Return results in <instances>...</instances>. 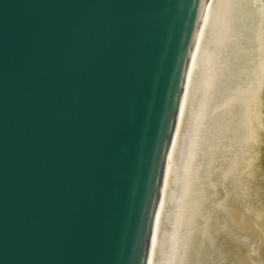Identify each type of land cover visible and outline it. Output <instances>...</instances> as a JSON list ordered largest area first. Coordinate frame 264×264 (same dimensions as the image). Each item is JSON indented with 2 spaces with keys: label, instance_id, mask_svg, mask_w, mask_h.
<instances>
[{
  "label": "water",
  "instance_id": "95a60500",
  "mask_svg": "<svg viewBox=\"0 0 264 264\" xmlns=\"http://www.w3.org/2000/svg\"><path fill=\"white\" fill-rule=\"evenodd\" d=\"M207 2L0 0V264H147ZM237 146L197 264H264L263 0Z\"/></svg>",
  "mask_w": 264,
  "mask_h": 264
},
{
  "label": "bare ground",
  "instance_id": "6f19581e",
  "mask_svg": "<svg viewBox=\"0 0 264 264\" xmlns=\"http://www.w3.org/2000/svg\"><path fill=\"white\" fill-rule=\"evenodd\" d=\"M256 8L257 0H210L206 5L168 154L148 264H195L192 253L199 248L225 174L241 166L237 142L243 137ZM224 71L230 81L221 77ZM224 147L231 150L221 161L218 153Z\"/></svg>",
  "mask_w": 264,
  "mask_h": 264
},
{
  "label": "rangeland",
  "instance_id": "374dc122",
  "mask_svg": "<svg viewBox=\"0 0 264 264\" xmlns=\"http://www.w3.org/2000/svg\"><path fill=\"white\" fill-rule=\"evenodd\" d=\"M221 77L222 78H224V80L226 79V80H228V81H230L231 80V77L228 75V74H226V72L224 71L223 73H222V75H221ZM202 80V78L199 80V83H200V81ZM223 82V85L226 83V82H224V81H222ZM227 86H224V88H226ZM229 88V87H228ZM230 150L231 149H226L225 147L223 148V149H220V151H219V158H220V160L221 161H225L226 160V158H225V154H227V155H229V153H230ZM225 163V162H224ZM220 171L221 172H226V169L223 167V166H221V168H220ZM209 214L210 213H207V215L209 216ZM203 231H204V228L202 229ZM203 231H202V233H203ZM200 237H201V235H200ZM201 240H198L197 241V243H196V245L199 247L197 250L195 249V248H193V249H195V251H193V253H192V255H196L195 256V258H193L192 260H191V262L193 261L195 264H196V262H197V259H198V255H199V250H200V246H199V242H200ZM201 245V244H200Z\"/></svg>",
  "mask_w": 264,
  "mask_h": 264
}]
</instances>
